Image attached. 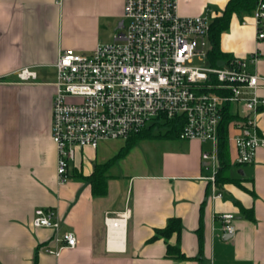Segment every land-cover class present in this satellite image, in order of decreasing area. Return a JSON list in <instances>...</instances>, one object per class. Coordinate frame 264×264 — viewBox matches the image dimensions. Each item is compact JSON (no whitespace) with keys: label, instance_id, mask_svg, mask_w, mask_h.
I'll list each match as a JSON object with an SVG mask.
<instances>
[{"label":"crops","instance_id":"1","mask_svg":"<svg viewBox=\"0 0 264 264\" xmlns=\"http://www.w3.org/2000/svg\"><path fill=\"white\" fill-rule=\"evenodd\" d=\"M228 1L178 0L179 12L214 19ZM124 7L125 0H0V264H264V148L253 162L237 163L241 106H231L236 117L227 129L230 173L239 183L217 184L214 190L208 179L212 168L202 158L210 143L167 138L158 142L159 154L140 164L131 161L135 148L130 151L122 159L124 171L113 161L104 173L105 194L94 193L89 176L120 150L107 146L108 140L98 148H78L71 177L59 182L51 134L59 52L113 41ZM221 49L229 58H249L260 50L249 68L262 77L258 93L264 98V44L257 40L255 18L235 13L222 33ZM27 66L37 78L24 82L17 71ZM256 119L264 135V107ZM215 191L222 197L214 199ZM241 206L253 210L252 219ZM39 207L57 210L60 233L74 232L75 247L59 255L47 252L56 246L55 232L33 226ZM124 212L123 242L114 245L105 219ZM224 214L235 216L232 236L222 229ZM172 217L181 218L179 244L187 259L167 256L168 243L178 242L176 233L168 243L149 241Z\"/></svg>","mask_w":264,"mask_h":264},{"label":"built area","instance_id":"2","mask_svg":"<svg viewBox=\"0 0 264 264\" xmlns=\"http://www.w3.org/2000/svg\"><path fill=\"white\" fill-rule=\"evenodd\" d=\"M251 15L257 40L264 44V0L257 1ZM212 20L209 15L180 14L178 0H125L123 24L113 41L92 50L61 48L51 120L60 183L71 177L78 148L127 140L162 118H184L179 139L210 143L202 158L212 168L208 179L216 190L220 125L227 106L244 111L236 121L237 163L254 161L257 150L264 148L256 119L264 98L258 93L262 77L249 68V61H257L260 50L249 58L233 56L213 64ZM17 76L26 82L36 79L37 72L27 66ZM220 197L215 191L213 198ZM114 219L127 221V214L106 217L110 238ZM234 220V214L222 215L225 233L236 232ZM32 223L54 230L56 246L48 247L49 253L59 255L78 244L74 232L60 233L62 220L55 208H36Z\"/></svg>","mask_w":264,"mask_h":264},{"label":"trees","instance_id":"3","mask_svg":"<svg viewBox=\"0 0 264 264\" xmlns=\"http://www.w3.org/2000/svg\"><path fill=\"white\" fill-rule=\"evenodd\" d=\"M258 0H229L225 10L219 16H216L211 23L210 40H211V50L209 52L210 60L213 64H217L219 61L228 59L227 53L223 52L221 49V36L224 31L229 29L231 24V19L236 13L238 15L247 14L251 15L254 8L256 7ZM230 107L227 106L225 110L224 117L220 125V138H219V148H218V159L219 168L216 174L217 184L225 182H233L235 180L231 175V163L229 159V151L227 144V129L229 123L235 119L236 115L230 112ZM184 124V118H162L158 121L153 122L150 126L144 128L141 132L130 136L125 140V144L120 148L118 153L110 159L108 162L103 164H97L93 173L89 176L92 183V188L95 194H105L107 192V179L105 176V170L110 167L109 165L118 158H124L133 147L140 141L144 139L152 138H167V139H179L180 131ZM247 191L254 193L244 187ZM241 210L248 218H253V210L247 209L241 206ZM176 233L178 235L177 244L168 243V239ZM182 233V221L179 217H172L169 219L168 224L163 228H156L155 234L149 239V241H154L163 238L167 241V256L174 259H187V256L181 249L179 244L180 236ZM200 240L202 241V234L199 233Z\"/></svg>","mask_w":264,"mask_h":264},{"label":"rangeland","instance_id":"4","mask_svg":"<svg viewBox=\"0 0 264 264\" xmlns=\"http://www.w3.org/2000/svg\"><path fill=\"white\" fill-rule=\"evenodd\" d=\"M113 36V35H112ZM112 41V37H110L107 42H110ZM51 73V72H50ZM46 75L44 76H40V79L42 77H45ZM47 77V76H46ZM161 138L159 139H153V140H148V141H144V142H141V140L138 142V144H136V146L133 147L134 151H133V155H132V158L134 159H131V161L133 163H136L138 162L137 160L140 161V159H143L142 161H145L146 159L148 158H152L154 154H159V151L158 150V144L162 141L160 140ZM159 142V143H158ZM174 141L171 140V143H173ZM125 144V140L123 139H119V140H108L107 141V146L111 147V148H121L123 145ZM132 149V150H133ZM131 150V151H132ZM153 152V153H152ZM118 153V152H117ZM116 153V154H117ZM121 159V160H120ZM123 158H118L116 159L115 161H118V167H116V170L118 171H124L125 169V166L123 164ZM139 164L141 163L138 162Z\"/></svg>","mask_w":264,"mask_h":264},{"label":"bare ground","instance_id":"5","mask_svg":"<svg viewBox=\"0 0 264 264\" xmlns=\"http://www.w3.org/2000/svg\"><path fill=\"white\" fill-rule=\"evenodd\" d=\"M126 220L125 219H122V220H117V219H114V220H110V234H111V242L112 244L114 245H118L116 244V238L119 237V238H122V242H123V237H122V230H121V227L123 226V223L125 222ZM119 243H122L121 240H118Z\"/></svg>","mask_w":264,"mask_h":264},{"label":"water","instance_id":"6","mask_svg":"<svg viewBox=\"0 0 264 264\" xmlns=\"http://www.w3.org/2000/svg\"><path fill=\"white\" fill-rule=\"evenodd\" d=\"M123 24V20L120 22L119 26ZM233 234H229L228 236H232Z\"/></svg>","mask_w":264,"mask_h":264}]
</instances>
